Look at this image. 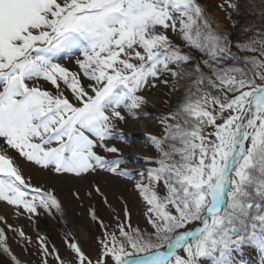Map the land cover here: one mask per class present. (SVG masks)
Instances as JSON below:
<instances>
[{
  "label": "snow or ice",
  "instance_id": "snow-or-ice-1",
  "mask_svg": "<svg viewBox=\"0 0 264 264\" xmlns=\"http://www.w3.org/2000/svg\"><path fill=\"white\" fill-rule=\"evenodd\" d=\"M218 7L229 20L240 9ZM231 43L197 0H0V202L17 215L62 207L25 179L15 154L57 175L129 177L98 149L119 153L108 142L162 77L188 84L161 135H149L155 167L136 185L146 227L127 211L112 230L99 221L95 259L75 235L65 236L71 260L41 239V264H245V249L264 264V32L237 43L255 54L242 61ZM183 47L203 59L193 64ZM7 241L0 228V249L21 264Z\"/></svg>",
  "mask_w": 264,
  "mask_h": 264
},
{
  "label": "rangeland",
  "instance_id": "rangeland-1",
  "mask_svg": "<svg viewBox=\"0 0 264 264\" xmlns=\"http://www.w3.org/2000/svg\"><path fill=\"white\" fill-rule=\"evenodd\" d=\"M241 1L242 0H237L240 7L244 8L242 11L245 12L246 16L244 15L243 18H238L235 11L228 9V11L231 12V19L229 20L226 18L227 13L218 7L223 0H197L207 11L212 26L222 35H226L229 38L232 37L231 22H233L232 19L235 18L239 20L238 24L240 29L242 26L244 29L245 25L250 26L253 24L256 26L260 24V32L264 31V15L259 16L262 18H254L252 16L253 10L264 8L262 7L264 0ZM215 21L220 24V28L215 25ZM246 30H249V28ZM240 34L239 38L242 37ZM252 36L255 35H243V39L247 42ZM174 39H176V42L182 43L179 38ZM182 50L188 52L193 58H195L197 53L196 50L188 47H183ZM241 53H239V50L233 51L231 49V54L235 55L238 60L241 58ZM247 54L249 56L255 55L254 53L248 52ZM74 68H76V66H74ZM161 79H166L167 83L157 81L156 87L149 88L144 92V95L148 99V103L141 110L150 113L152 119L158 124L157 130L152 132V135L156 136L161 135L162 125L160 124V118L175 109L187 88H179L180 84L173 82L170 75L164 76ZM184 84L188 86L187 83ZM131 141L132 137L117 135L108 142V145L117 147L120 150L119 153H108L98 149L100 154L108 161H121L120 169L118 170H126L129 173V177L114 175L104 170L89 173L84 177L57 175L31 162H27L18 154H15L16 164L22 169L25 179L28 180L32 186L48 189V182L52 179H59L69 188L68 193L75 202L77 219L85 233L84 238L80 239V241L83 243L84 251L93 259H95L98 253L96 238L102 234L99 221H103L104 225H106L109 230H112L118 222L125 221V212L127 211L130 213L133 226L138 225L144 228L147 224L144 217L146 204L136 185L138 182L144 184L148 183L147 172L149 169L155 167V165L149 161H130L125 151L131 148ZM147 145H149L151 149L147 152V157H155L157 155L156 150L150 142L147 143ZM141 172L144 173V176L140 175ZM72 177L78 178L81 183H83V188L81 190L73 187L72 180L70 179ZM97 187L100 189L99 192L96 191ZM111 193L115 194V197L112 202H109L106 199V194ZM53 194L57 196L55 191H53ZM61 207L62 214L56 212L54 209L52 214H48L41 210L39 216L29 217L27 213L23 212L17 215L13 206H9L5 202H0V216H3L6 221V223L0 221V228L4 230L5 235L8 237V246L12 253L20 260L21 264H41V239L48 245L50 250L54 244L65 260L72 259L69 250L65 246V236L67 235L69 238H72L73 235H75V237L78 236L72 230L62 203ZM93 213L98 220L94 221L92 219ZM19 230H22L25 236L30 238L31 243L19 235ZM48 259L49 264H55L52 257ZM257 259L258 257L255 253L245 249L243 253L245 264H249V262L254 264ZM0 264H13L10 256L2 249H0Z\"/></svg>",
  "mask_w": 264,
  "mask_h": 264
},
{
  "label": "bare ground",
  "instance_id": "bare-ground-1",
  "mask_svg": "<svg viewBox=\"0 0 264 264\" xmlns=\"http://www.w3.org/2000/svg\"><path fill=\"white\" fill-rule=\"evenodd\" d=\"M217 27H221L218 22L215 21ZM63 63L66 67H70L73 70L75 64L73 60H65ZM158 124L152 119L150 113L141 111L139 118L136 120L129 119L126 123L120 125L122 135L125 137H132L130 142L131 148L128 151H125L126 156L130 161H140L146 162L147 152L151 149L149 148V135H152V132L157 130ZM73 183V187L78 190L83 188V183L78 178H70ZM47 188L55 191L57 197L61 201L63 208L67 214L68 221L72 227L73 232L78 236L79 239L84 238V231L77 219V214L75 212V202L68 193L69 188L65 186L59 179H52L47 183ZM115 194H106V199L109 202L114 200Z\"/></svg>",
  "mask_w": 264,
  "mask_h": 264
},
{
  "label": "trees",
  "instance_id": "trees-1",
  "mask_svg": "<svg viewBox=\"0 0 264 264\" xmlns=\"http://www.w3.org/2000/svg\"><path fill=\"white\" fill-rule=\"evenodd\" d=\"M243 1V0H242ZM241 1V2H242ZM245 4H248V3H245ZM242 5V4H241ZM262 7H264V3H263V6ZM242 9L244 10V8H241L240 7V9H239V11H235L236 12V14H237V17L239 18V17H241V18H243L244 17V15H245V12H243L242 11ZM262 15H264V8H262V9H257V10H253V17L254 18H262V17H259V16H262ZM246 16V15H245ZM251 17V16H250ZM264 18V17H263ZM232 21L233 22H231V24H232V27H231V29H232V37L230 38V40H231V49L233 50V51H235V50H239V53H241V58H240V60L242 61L245 57H247V56H249L248 54H247V52H244V51H241L239 48H237L236 47V45H237V43H244V42H246L244 39H243V35H245V36H248V35H256V33L257 32H260V30H261V25L259 24V25H256V26H254L253 24V26L252 25H250V26H247V25H245L244 26V29H243V26L241 27V29H240V26H239V24H238V22H239V20L237 19V18H235V19H232ZM247 28H249V30H246ZM262 32H264V31H262ZM241 33V34H240ZM247 33H249V34H247ZM252 33H255V34H252ZM239 34H240V36L242 35V37L241 38H239ZM233 47V48H232ZM233 57H235V55H233V54H231ZM198 58H199V60H198ZM237 58V57H236ZM203 59V57L201 56V54L197 51V53H196V55H195V58H193V64H195V63H198V62H200V60H202ZM224 63H226V64H233L234 63V61L233 60H231V59H227V60H225V62ZM206 70V69H205ZM171 79H172V81L173 82H176V83H179L180 84V86H179V88H185V87H188V86H186L184 83H187V81H186V79H184V78H180V77H172L171 76ZM186 90V89H185Z\"/></svg>",
  "mask_w": 264,
  "mask_h": 264
}]
</instances>
